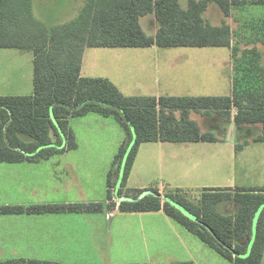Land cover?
Returning <instances> with one entry per match:
<instances>
[{"label":"trees","instance_id":"obj_1","mask_svg":"<svg viewBox=\"0 0 264 264\" xmlns=\"http://www.w3.org/2000/svg\"><path fill=\"white\" fill-rule=\"evenodd\" d=\"M210 3L221 8L225 18L222 24L213 25L205 19ZM248 3L264 6V0H189L186 8L181 0H85L76 19L50 29L34 19L32 0H0V49L34 54V94L0 96V163L38 162L76 150L71 119L89 114L114 118L126 137L108 173L107 200L111 206L116 207L114 198L121 213L163 211L228 262L261 264L264 189H208L195 203L181 190L161 195L158 189H128L127 181L142 144L218 142L215 133L204 131L192 114L213 118L211 126L217 129L224 125L223 120L214 118L228 119L232 135L254 134L258 125L261 130L252 141L264 143V85L255 88L242 84L240 71L241 77H237L228 97H139L124 95L108 79L82 76L88 48H230L232 31L227 19L234 8ZM149 15L158 24L153 36L141 25ZM233 52L236 56L237 50ZM245 145L247 142L236 149ZM123 166V180L115 198L116 177ZM147 192L152 193L142 197ZM221 203H232L236 211L220 212ZM102 210V204L0 207V215ZM0 264L60 263L14 259Z\"/></svg>","mask_w":264,"mask_h":264},{"label":"crops","instance_id":"obj_2","mask_svg":"<svg viewBox=\"0 0 264 264\" xmlns=\"http://www.w3.org/2000/svg\"><path fill=\"white\" fill-rule=\"evenodd\" d=\"M247 5L234 8L230 19ZM260 7L264 11V6ZM234 19L230 24V48L96 50L101 52L88 48L82 76L108 79L126 96L228 97L226 94L232 95L235 86L233 34L238 26L242 27ZM8 51L11 49H0V96H32L34 54ZM95 70L103 75H91ZM74 121H91L101 130L112 129L114 152L125 140V132L114 118L89 114L71 119V128ZM260 130L257 125L255 131ZM73 132L76 150L38 162L0 163V207L102 204L103 210L88 214L0 215V262L26 259L60 264H232L216 252L223 260L215 258L210 247L163 211L121 213L116 200V207L111 206L106 198L108 187L103 189L93 182L99 178L102 137L88 133L81 139L84 145ZM257 133L236 132L229 157L191 148L200 143L142 144L127 184L132 190L158 189L161 195L174 190L264 189V143L252 141ZM240 141L247 145L237 150ZM112 156L116 155L112 152ZM107 164L105 161L102 171L106 182L107 168L112 167ZM224 204V213L236 211L232 203Z\"/></svg>","mask_w":264,"mask_h":264},{"label":"rangeland","instance_id":"obj_3","mask_svg":"<svg viewBox=\"0 0 264 264\" xmlns=\"http://www.w3.org/2000/svg\"><path fill=\"white\" fill-rule=\"evenodd\" d=\"M188 3L189 0H181V5L184 8L188 6ZM84 5L85 0H32V12L34 19L37 22L51 29L56 26L72 22L74 19H76ZM261 10H263V7L248 4L243 10L234 12L233 19H227L229 25L233 24V21L235 20L234 16L240 23H242V27H235L236 32L235 34H233V40L235 44V46L232 48V56H234L235 60V62H233V65L235 66L233 81L235 82L238 76L241 77L240 71H242V75L244 76L242 84H249L255 88H260L264 85V20H258L264 18V11ZM204 17L213 25H220L225 19L221 8L216 3H210L208 10L204 14ZM152 21L154 22V25H152ZM141 24L148 35H155V30L156 28L158 29V25L157 23H155V19L154 17H152V15L143 18L141 20ZM239 30L241 33H238ZM90 50L93 52H101L96 51L99 49L91 48ZM233 50H237L236 56L234 55ZM8 52H18L25 55L33 54L32 51L21 49H11V51ZM251 52H256L258 56L257 54ZM99 57L100 60L98 61H101V55ZM88 63L92 64V61L89 60ZM85 72L87 73V71ZM93 73L95 74L91 75H103L98 73L97 70H95V72ZM226 95L230 96L231 94L229 92V94ZM192 118L202 124V128L204 131L214 132L216 137L218 138V142L200 143V145H191V148H194L196 150L200 148V151L215 154L220 153L225 157H229L232 152L233 139L237 138V135L230 134L231 131L229 130V120L225 118H214V120H219V122L223 120L222 123L224 125L217 129L211 126L213 118L204 120L205 118L198 114H192ZM78 122L79 121H74L72 128L76 132V134H78V137L80 138V142L82 144H84V142L81 139L85 138L88 133H92L95 136L102 137V141L99 144V150H101V156L99 157V178L97 177V180L94 178L93 182L97 187L104 189V187L106 186L107 188L106 174H102L104 162L106 161L108 163L107 167H110L113 164V159L115 158V156H112L113 158L110 157V154L112 152L114 153V155L118 153V151H112V145L114 144L113 131L109 128L101 130L95 123L91 121H86V123L84 121H80V123ZM256 133L257 131L254 132V134ZM242 144L243 143L241 141L238 142L236 148H238V146ZM110 168H107V172L110 171ZM123 173L124 166L120 175H117L116 177V182L118 183L117 188L114 189L115 198L117 197V192L120 189L123 180ZM127 188L130 189V185L127 184ZM185 194L191 201L199 203L202 200L201 194H203V191H188L185 192ZM113 201H115L114 198ZM224 206L225 204L221 203L218 207V210L222 213L224 212ZM211 254L215 256V258H220L213 250H211ZM220 259L223 260V258Z\"/></svg>","mask_w":264,"mask_h":264},{"label":"water","instance_id":"obj_4","mask_svg":"<svg viewBox=\"0 0 264 264\" xmlns=\"http://www.w3.org/2000/svg\"><path fill=\"white\" fill-rule=\"evenodd\" d=\"M152 192H147V193H145L142 197H144V196H146V195H149V194H151Z\"/></svg>","mask_w":264,"mask_h":264}]
</instances>
